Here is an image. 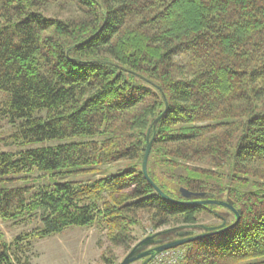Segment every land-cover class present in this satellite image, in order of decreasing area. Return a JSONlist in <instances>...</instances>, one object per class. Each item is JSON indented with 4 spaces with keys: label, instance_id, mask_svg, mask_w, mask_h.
Returning a JSON list of instances; mask_svg holds the SVG:
<instances>
[{
    "label": "trees",
    "instance_id": "obj_1",
    "mask_svg": "<svg viewBox=\"0 0 264 264\" xmlns=\"http://www.w3.org/2000/svg\"><path fill=\"white\" fill-rule=\"evenodd\" d=\"M0 91V128L15 127L17 147L0 152V181L95 176L1 187L0 220L41 225L11 242L0 231V264H31L33 239L71 226L103 225V264H120L114 248L131 250L144 220L155 231L205 211L235 222L223 206L165 198L145 176L166 99L152 180L177 200L201 198L184 188L241 209L235 226L183 245L180 264H264V0H0Z\"/></svg>",
    "mask_w": 264,
    "mask_h": 264
},
{
    "label": "rangeland",
    "instance_id": "obj_2",
    "mask_svg": "<svg viewBox=\"0 0 264 264\" xmlns=\"http://www.w3.org/2000/svg\"><path fill=\"white\" fill-rule=\"evenodd\" d=\"M5 94V92L0 91V106H5L4 103L7 100ZM1 126L0 152L17 150L16 145L9 143V136L15 132V127L11 123H8L7 120ZM79 139L82 138H76V140ZM59 143L61 142L48 141L45 145H57ZM121 166H123L121 163L115 164L108 170H106V167H99L98 171L101 174H114ZM29 175L28 178L19 179V175L7 176L5 180L0 181V188L29 185L33 187L32 191H35L40 186L54 182H62L65 180L88 181L95 178L94 171L75 172L64 178L60 174L51 175V173L41 176L42 174L38 171ZM20 176H23V174ZM198 216L201 224L215 225L220 222L218 218L206 213V211ZM39 225H41V221L35 217L29 222H21L20 224L0 220V231H4L7 240L11 242L22 232L30 231ZM167 228L165 227L155 231L148 220H144L143 224L134 227L136 244L148 235ZM107 236L106 228L96 223L92 227L71 226L62 233H56L46 238H35L32 241L33 247L30 251L31 264H103V254L110 244ZM179 249L185 252V247L181 246ZM114 251L118 261L121 262L131 250L126 251L121 247H116Z\"/></svg>",
    "mask_w": 264,
    "mask_h": 264
},
{
    "label": "water",
    "instance_id": "obj_3",
    "mask_svg": "<svg viewBox=\"0 0 264 264\" xmlns=\"http://www.w3.org/2000/svg\"><path fill=\"white\" fill-rule=\"evenodd\" d=\"M168 109V100L166 99V109L165 111L159 115L154 123L152 124V127L149 130L148 133V144L146 148V152L144 155L143 159V172L145 176L150 180V182L154 185L155 189L165 198L173 201V202H188V203H198V204H205V205H219L223 206L230 211H232L235 216L236 220L232 224H228L227 220L224 219L223 222L219 225H207V224H192V225H187V226H181V227H176V228H170L166 230H162L156 233H153L151 235H148L147 237L143 238L140 240L137 244L134 245V247L131 249V251L124 257V259L121 261L120 264H132L137 261H141V264H150L159 254L162 252H165L167 250L171 249H176L179 248L185 244H188L190 242L196 241L198 239H202L205 237H209L215 234L222 233L229 228L235 226L241 219V209H237L234 206V203L232 201H227V200H221L217 199L214 196L207 197L206 194H195L192 193L186 189H182L184 194L188 198H193V197H201L198 199H191L188 201H181L177 200L168 194H166L150 177L148 173V161H149V156L152 148V143H153V137L151 138V131L153 130L154 134L156 133V125L159 123L163 115L166 113ZM184 228H189V229H199L202 230L201 232H195V231H188L184 233H179V238L173 239L170 241L164 242L161 239H158L160 235H163L165 233L171 232V231H176L179 229H184ZM151 246V247H149Z\"/></svg>",
    "mask_w": 264,
    "mask_h": 264
},
{
    "label": "built area",
    "instance_id": "obj_4",
    "mask_svg": "<svg viewBox=\"0 0 264 264\" xmlns=\"http://www.w3.org/2000/svg\"><path fill=\"white\" fill-rule=\"evenodd\" d=\"M184 256L185 252L179 248L171 249L159 254L151 264H178L184 260Z\"/></svg>",
    "mask_w": 264,
    "mask_h": 264
},
{
    "label": "flooded vegetation",
    "instance_id": "obj_5",
    "mask_svg": "<svg viewBox=\"0 0 264 264\" xmlns=\"http://www.w3.org/2000/svg\"><path fill=\"white\" fill-rule=\"evenodd\" d=\"M219 224H221V222H219L218 224H215V225H219ZM208 225V224H207ZM192 231H195V232H197V231H199V229H192ZM202 230H200L199 232H201ZM198 233V232H197ZM149 247H151V246H149Z\"/></svg>",
    "mask_w": 264,
    "mask_h": 264
}]
</instances>
